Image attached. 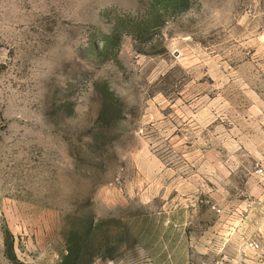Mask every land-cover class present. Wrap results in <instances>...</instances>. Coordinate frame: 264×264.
<instances>
[{
    "label": "rangeland",
    "instance_id": "rangeland-1",
    "mask_svg": "<svg viewBox=\"0 0 264 264\" xmlns=\"http://www.w3.org/2000/svg\"><path fill=\"white\" fill-rule=\"evenodd\" d=\"M257 164L264 0H0V264L130 263L159 212L230 213Z\"/></svg>",
    "mask_w": 264,
    "mask_h": 264
},
{
    "label": "crops",
    "instance_id": "crops-1",
    "mask_svg": "<svg viewBox=\"0 0 264 264\" xmlns=\"http://www.w3.org/2000/svg\"><path fill=\"white\" fill-rule=\"evenodd\" d=\"M258 177L254 194L238 203L232 214L217 206L216 209L221 212L208 206L190 210L187 205L174 207L167 214L159 212L158 220L167 225V229L151 239L135 240L134 245L151 247L139 250L143 255L137 260L130 263L121 261L119 264H256V251L241 246L245 239L238 240L235 226L239 214H242L241 220L245 221L247 228L250 221L254 228L255 213L264 212V179ZM197 213H200L199 229L192 226L197 220ZM250 236L252 234L247 232L246 237L250 239Z\"/></svg>",
    "mask_w": 264,
    "mask_h": 264
},
{
    "label": "built area",
    "instance_id": "built-area-1",
    "mask_svg": "<svg viewBox=\"0 0 264 264\" xmlns=\"http://www.w3.org/2000/svg\"><path fill=\"white\" fill-rule=\"evenodd\" d=\"M256 173L262 179H264V164H257ZM218 212H221V210L218 209ZM246 246H248L249 248H252L254 250L259 249V247H260V245L255 240L247 241Z\"/></svg>",
    "mask_w": 264,
    "mask_h": 264
},
{
    "label": "trees",
    "instance_id": "trees-1",
    "mask_svg": "<svg viewBox=\"0 0 264 264\" xmlns=\"http://www.w3.org/2000/svg\"><path fill=\"white\" fill-rule=\"evenodd\" d=\"M76 258H77V260L80 259L79 256L76 257ZM93 261H94V260H93V258H92V259L88 260V261L86 262V264H92ZM75 262H76V260H75Z\"/></svg>",
    "mask_w": 264,
    "mask_h": 264
}]
</instances>
